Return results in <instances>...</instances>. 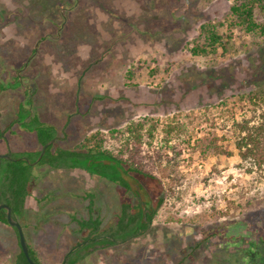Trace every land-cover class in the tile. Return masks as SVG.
I'll return each mask as SVG.
<instances>
[{"label": "rangeland", "instance_id": "obj_1", "mask_svg": "<svg viewBox=\"0 0 264 264\" xmlns=\"http://www.w3.org/2000/svg\"><path fill=\"white\" fill-rule=\"evenodd\" d=\"M232 3L0 0V128L13 132L0 152L40 149L17 125L32 116L56 128L63 149L96 130L155 122L145 149L161 153L163 204L146 232L80 264H264V167L251 176L239 168L231 132L249 116L236 96L264 86V42L234 30L225 56L188 51L200 25L224 22ZM34 175L17 222L41 264H60L86 235L80 222L98 218L107 229L122 203H136L82 170L41 166ZM18 252L14 230L0 223V264Z\"/></svg>", "mask_w": 264, "mask_h": 264}, {"label": "trees", "instance_id": "obj_2", "mask_svg": "<svg viewBox=\"0 0 264 264\" xmlns=\"http://www.w3.org/2000/svg\"><path fill=\"white\" fill-rule=\"evenodd\" d=\"M232 1L224 22L200 25L199 34L188 49L191 56L207 58L217 55L218 51L221 56L230 53L233 50L234 30L251 35L257 42H264V0ZM224 26L225 31H219ZM132 75V71H126L127 79ZM236 98L245 104L249 116L232 124L233 144L240 159L239 168L251 176L264 167V86L238 94ZM259 110L261 113L257 114ZM17 125L35 135L40 149L24 153L9 151L10 159H0V204L10 208L14 220L17 221L25 213L30 186L35 179L34 172L36 167L41 166L57 170H82L126 190L136 200L134 204L122 203L115 223L107 229H101L98 218L90 217L80 222L78 230H86V235L69 249L60 264H80L97 249L136 238L148 230L165 196L154 168L161 153L153 151L150 145L145 149L155 129L153 119L145 116L121 128L107 132L93 131L71 149L59 148L55 141L46 147L36 164L33 163L41 147L55 136L56 128L40 122L36 116L28 120L23 118V121L20 119ZM174 128L167 125L165 134L168 136ZM10 130L0 128V139L13 134ZM214 149L217 153L222 152L218 148ZM221 154L230 156L224 151ZM166 160L167 163L172 161L171 157ZM0 223L8 225L5 209H0ZM11 228L19 248L13 264H29L19 247L16 229ZM27 248L32 261L41 264L31 247L27 245Z\"/></svg>", "mask_w": 264, "mask_h": 264}, {"label": "water", "instance_id": "obj_3", "mask_svg": "<svg viewBox=\"0 0 264 264\" xmlns=\"http://www.w3.org/2000/svg\"><path fill=\"white\" fill-rule=\"evenodd\" d=\"M57 138H58V131L56 130L55 136L51 140L46 142L41 147L40 154H39V156L37 157L36 161L33 164H36L40 160L41 156L44 154V151H45L46 147L51 145V144H53L57 140ZM0 159H10V157H9L8 154H0ZM0 209H5L6 210V221H7V224L9 226L14 227L16 229L17 236H18L19 247H20L21 251L23 252V255L25 256L27 262L29 264H36L34 261H32V259L30 258L29 254H28L27 243H26L23 231H22V227L20 226V224L16 220H14L12 218L11 213H10V208L7 205L0 204Z\"/></svg>", "mask_w": 264, "mask_h": 264}, {"label": "crops", "instance_id": "obj_4", "mask_svg": "<svg viewBox=\"0 0 264 264\" xmlns=\"http://www.w3.org/2000/svg\"><path fill=\"white\" fill-rule=\"evenodd\" d=\"M38 149H36V150H33L32 152H36ZM9 151L10 152H12V150H10V149H7V150H4V151H2V152H0V154H8L9 153ZM26 239V238H25ZM27 241V240H26ZM35 252V251H34Z\"/></svg>", "mask_w": 264, "mask_h": 264}]
</instances>
